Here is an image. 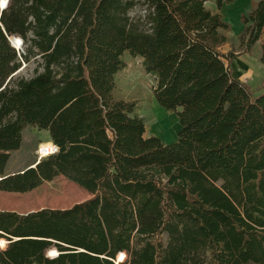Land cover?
<instances>
[{"label":"trees","instance_id":"1","mask_svg":"<svg viewBox=\"0 0 264 264\" xmlns=\"http://www.w3.org/2000/svg\"><path fill=\"white\" fill-rule=\"evenodd\" d=\"M145 1L146 29L129 20L135 0L0 8V191L63 175L91 195L0 211V264H264V84L253 90L231 70L260 40L264 66V0L241 15L237 53L224 51L232 25L220 13L234 0H215L217 11L208 0ZM126 53L178 116L175 141L146 136L138 103L115 97ZM37 56L42 71L16 76ZM29 126L59 151L5 175Z\"/></svg>","mask_w":264,"mask_h":264},{"label":"rangeland","instance_id":"2","mask_svg":"<svg viewBox=\"0 0 264 264\" xmlns=\"http://www.w3.org/2000/svg\"><path fill=\"white\" fill-rule=\"evenodd\" d=\"M206 6L215 11V0H208ZM128 17L133 24L140 28H148V4L146 1L135 0L134 6L128 12ZM237 36L238 34L233 33V31L230 33V44L225 47V52L231 46L236 53L239 52ZM19 46H21L19 51L22 54L24 52L22 41ZM260 49L261 40L250 52L237 53L231 64L233 76L249 85L253 90L264 84V66L260 62ZM124 60L127 66L116 77L115 97L138 103L139 114L143 117L146 125V136L156 135L166 143L173 142L180 126L178 116L160 107L153 97L151 88L155 81L151 75L144 72L142 58L126 53ZM40 64L41 58L39 56L31 58L29 62L23 61L21 70L16 73V76L26 78L34 76L43 70ZM45 132L47 131L38 130L36 127H27L23 131L24 137L21 148L10 153L7 168L9 170H22L28 165L35 164L39 159L36 154L39 145L51 141ZM50 145L51 143H46V146L49 147ZM90 196L86 190L65 176L58 175L50 181H44L32 191L19 194L0 191V211L15 210L19 213H27L41 208H68ZM6 241L5 246H0V249H5L8 246L9 241L7 239ZM51 249L47 251L48 255H50Z\"/></svg>","mask_w":264,"mask_h":264},{"label":"crops","instance_id":"3","mask_svg":"<svg viewBox=\"0 0 264 264\" xmlns=\"http://www.w3.org/2000/svg\"><path fill=\"white\" fill-rule=\"evenodd\" d=\"M252 1H258V0H234L233 3L226 5L224 4L222 6V8L220 9V13L223 14L225 16V19L231 23L232 25V31L233 33H237L239 34L243 29H244V24L241 22V15L242 14H247L251 8H252ZM217 7L216 10L217 11ZM214 11V10H212ZM231 31V32H232ZM230 32V33H231ZM227 46V45H226ZM225 46V47H226ZM224 47V49H225ZM248 53V52H247ZM262 64V63H261ZM180 129V126H179ZM47 134V136H49L48 132H45ZM24 137V136H23ZM50 139V136H49ZM177 139V137L175 136V139L173 141H175ZM23 142V141H22ZM49 142V141H48ZM172 142V141H171ZM22 146V145H21ZM21 148V147H20ZM19 150V149H18ZM16 151V150H15ZM13 152V151H12ZM30 165H28L27 167H29ZM26 167V168H27ZM24 168V169H26ZM22 169V170H24ZM21 169H15V170H9L7 168H5L4 174L5 175H9V174H13V173H17L22 171ZM19 194V193H18ZM15 211V210H12ZM33 211V210H32ZM18 212V211H16ZM30 212V211H29ZM19 213V212H18Z\"/></svg>","mask_w":264,"mask_h":264},{"label":"built area","instance_id":"4","mask_svg":"<svg viewBox=\"0 0 264 264\" xmlns=\"http://www.w3.org/2000/svg\"><path fill=\"white\" fill-rule=\"evenodd\" d=\"M7 3L9 2V0H6ZM46 143H51V145L48 147L46 146ZM46 143H41L39 145V147L36 150V154L38 156V161L44 157H47L51 154L57 153L59 151V147L54 144L53 142H46Z\"/></svg>","mask_w":264,"mask_h":264},{"label":"water","instance_id":"5","mask_svg":"<svg viewBox=\"0 0 264 264\" xmlns=\"http://www.w3.org/2000/svg\"><path fill=\"white\" fill-rule=\"evenodd\" d=\"M8 4V3H7ZM7 4H6V6H7ZM6 6H4V7H0L1 9H3V8H5ZM15 36H11V37H9V40H10V42H11V44H12V46H14L17 50H19V48H21V46H17L16 44H15V42H16V40H15V38H14ZM21 41L23 42V40H22V38H21ZM22 45V44H21ZM21 70V69H20ZM19 70V71H20ZM18 71V72H19Z\"/></svg>","mask_w":264,"mask_h":264}]
</instances>
